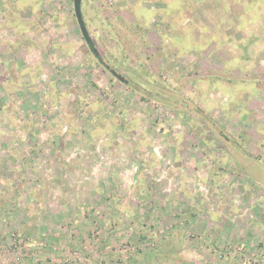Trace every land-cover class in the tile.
I'll list each match as a JSON object with an SVG mask.
<instances>
[{"label":"rangeland","instance_id":"obj_1","mask_svg":"<svg viewBox=\"0 0 264 264\" xmlns=\"http://www.w3.org/2000/svg\"><path fill=\"white\" fill-rule=\"evenodd\" d=\"M80 12L0 0V264H264V0Z\"/></svg>","mask_w":264,"mask_h":264},{"label":"water","instance_id":"obj_2","mask_svg":"<svg viewBox=\"0 0 264 264\" xmlns=\"http://www.w3.org/2000/svg\"><path fill=\"white\" fill-rule=\"evenodd\" d=\"M80 2H81V0H73L74 15H75V18H76L77 23L79 25V30L81 32V35H82L84 41L87 42L88 44H90L89 34H88V31H87V29L84 25V22L82 20V17H81ZM93 52L97 53L94 49H93ZM111 73L113 74V76H115L121 82H125L123 80V78L120 77L118 74H116L114 71H111Z\"/></svg>","mask_w":264,"mask_h":264},{"label":"flooded vegetation","instance_id":"obj_3","mask_svg":"<svg viewBox=\"0 0 264 264\" xmlns=\"http://www.w3.org/2000/svg\"><path fill=\"white\" fill-rule=\"evenodd\" d=\"M77 21V20H76ZM78 24V23H77ZM78 27H79V25H78ZM81 33V32H80ZM82 36V35H81ZM83 38V37H82ZM90 38V37H89ZM84 40V39H83ZM88 46H89V48H90V50H92L91 49V40H90V44H88L87 42H85ZM92 54H93V56L95 57V58H99V56H98V54L97 53H94L93 51H92Z\"/></svg>","mask_w":264,"mask_h":264},{"label":"trees","instance_id":"obj_4","mask_svg":"<svg viewBox=\"0 0 264 264\" xmlns=\"http://www.w3.org/2000/svg\"><path fill=\"white\" fill-rule=\"evenodd\" d=\"M247 173V172H246Z\"/></svg>","mask_w":264,"mask_h":264}]
</instances>
